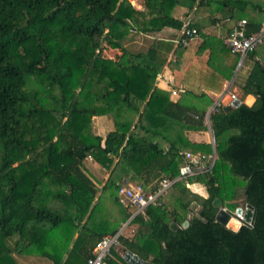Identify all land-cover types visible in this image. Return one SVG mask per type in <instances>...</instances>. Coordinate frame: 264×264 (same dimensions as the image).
<instances>
[{"label": "trees", "instance_id": "16d2710c", "mask_svg": "<svg viewBox=\"0 0 264 264\" xmlns=\"http://www.w3.org/2000/svg\"><path fill=\"white\" fill-rule=\"evenodd\" d=\"M141 1L137 9L129 0H0V264H19L18 257L87 264L94 245L132 212L117 197L121 183L153 190L161 177L178 173L184 152L213 154L209 142L186 135L207 129L204 115L213 101L208 89L178 84L182 90L172 100L171 90L155 85L165 65L179 66L184 47L156 38L145 51L131 52L124 40L132 30H180L177 6L207 10L203 19L212 24L219 17L211 12L234 24L249 18L246 34L262 22L245 14L246 0ZM197 23L188 21L200 31ZM200 38L196 54L205 56L211 86L221 90L240 55L221 36L201 32ZM105 45L121 52L117 59L100 55ZM257 48L247 54L254 56ZM241 91V99L255 96L252 105L210 113L212 167L176 182L156 205L134 216L132 237H120L142 260L264 263V59L253 64ZM99 115L114 125L105 136L92 129ZM87 157L106 172L102 185L84 167ZM192 183L203 185L206 196ZM241 196L255 216L251 226L234 231L216 213L220 207L234 211ZM105 263L128 264L117 248Z\"/></svg>", "mask_w": 264, "mask_h": 264}, {"label": "built area", "instance_id": "2783aa9c", "mask_svg": "<svg viewBox=\"0 0 264 264\" xmlns=\"http://www.w3.org/2000/svg\"><path fill=\"white\" fill-rule=\"evenodd\" d=\"M189 19L185 20L181 29L180 35L174 39L176 46L187 47L189 43L198 38L199 32L195 27L188 24ZM247 24L246 19L238 20L231 31L223 36V43L229 48L232 53H238L241 57L239 66L242 63L243 57L250 51L254 50L257 46L264 43V22L259 30L252 34H246L245 26ZM181 91V90H179ZM175 89L171 90V96L176 95ZM226 95H229L230 100L237 98L234 92H230L229 89H225L219 95H217L210 108L205 112L204 121L208 128L211 130L210 143L213 146V154L205 156L201 152H184V163L180 166L178 173L173 177L163 176L157 181L156 188L149 190L139 183L124 181L121 183L117 190V197L124 207H128L132 210L130 216L122 222L121 226L114 233L105 234L92 248L91 256L87 259V264H106L111 249L120 246V237L123 236L125 229L130 225L131 220L135 215L143 213L145 208L149 205H156L161 196L167 193V191L178 181L186 179L188 177L196 176L197 174L208 171L215 161L214 151V137L210 127L209 116L213 111L222 109L223 99ZM196 118L197 115L193 114ZM195 183L190 184V187ZM194 188V187H193ZM195 192L196 189L194 188ZM227 209L226 207H221ZM241 214L243 218L246 206H242ZM234 212V211H233Z\"/></svg>", "mask_w": 264, "mask_h": 264}, {"label": "crops", "instance_id": "0c3cea01", "mask_svg": "<svg viewBox=\"0 0 264 264\" xmlns=\"http://www.w3.org/2000/svg\"><path fill=\"white\" fill-rule=\"evenodd\" d=\"M246 1H247L246 6H247L248 10H247V13H245V14L247 16H252V18H254L256 21L258 20V21H261L263 23L264 22V0H246ZM211 7L214 10L215 5H213ZM188 12L189 11L185 7L177 6L173 11V15H174V17L183 20V23L185 22V20L190 19V18L193 21L202 20L204 22V26L200 28V31L198 30L199 35L202 32L205 34L223 37L231 31V28L235 22L232 19H228L220 11L211 12V15L213 17H215V16L219 17V19L213 24L207 22V20L203 19V17H200L197 14L195 17H194V15H189L188 17H186V14ZM189 13L191 14V12H189ZM201 13L203 14L204 17H206L208 15L207 10H201ZM244 17H246V16H244ZM248 19L249 18H247L246 20L249 21ZM193 27H195L197 29V27L195 25H193ZM157 33H163L162 37L159 36L157 38L164 39V40L165 39L170 40L174 43L173 40L176 39L180 35V30L165 27L160 32H157ZM152 34H154V33H152ZM148 35H151V34H148ZM195 40H196V42H195L196 45L190 46V44H192V42ZM200 42H201V38L199 36L198 39H193L189 43V45L184 48L183 54H182L181 59H180V64L177 68L170 69L167 65H165L163 67L161 73L159 74V76L155 80V85L162 88V89H165V90L175 89L177 91L176 95L170 96L172 100H176L180 95L179 90H182V89H178V87H177L178 84H181V85L186 86V87H190L194 90L195 89L197 90L200 88H202V89L206 88V89H208L209 95L212 98V100H214L213 97H216L217 95H219L226 88L229 89L230 92H234L237 95V98L241 99V95H242L241 86L244 84V82H245V80H246V78L250 72V69L252 68V66L254 64V60H263L264 59V45L258 46L259 49H258L257 53L253 56V58L249 57V54H247L243 57L242 63L245 64V71L243 72L241 79L239 80V85H234L233 84L234 80H233V78H231L229 81L223 82L225 84V86L223 88H221V90H216V89L212 88L213 86H211V81L208 79L209 72L205 68V64H204L205 56H197V54H196V50H197ZM174 45H175V43H174ZM116 54H118V53H114L113 59H116L119 56V55H117V57H116ZM170 58H172V53L169 54V59ZM207 79H208V82H207ZM241 101L244 102L246 105L250 106L254 103L255 96L253 94L244 95L242 97ZM212 102H211V104H212ZM211 104H210V106H211ZM210 106L207 108V110L210 108ZM99 116H97V117H99ZM112 129H114L113 124H111V127L109 129H107L106 133ZM99 132H101V129L98 130V128H97L96 133L100 134ZM106 133L103 134V136H105ZM186 135L192 141H196V142L205 141V142L210 143L211 132H210L209 128H208V130L202 131V132L195 131V130H189V131H186ZM202 190H204V192L206 193L205 189H202ZM17 260H18L19 264H37V261L35 262V258L31 259L29 257L27 259H20L18 257Z\"/></svg>", "mask_w": 264, "mask_h": 264}, {"label": "rangeland", "instance_id": "374dc122", "mask_svg": "<svg viewBox=\"0 0 264 264\" xmlns=\"http://www.w3.org/2000/svg\"><path fill=\"white\" fill-rule=\"evenodd\" d=\"M129 2L131 3V5H133L137 9L142 8V1L141 0H129ZM197 11L198 12H196L193 9L190 10L189 12H191V14L188 12L189 14L186 17H188L189 15H194V17H195L196 14L200 17H204L203 14L201 13L200 9H198ZM196 21L198 22L197 23L198 27L203 26L202 20H196ZM162 35H163V33H155V34H151V35H145V34H142V33H139V32L132 30L130 32V34L125 38L123 44L131 52L145 51L154 39H156L159 36L162 37ZM195 39H198V38H195ZM195 42H196V40L193 41L192 44H190V46H195L196 45ZM257 49H259V48H257ZM114 53H118V54H116V57H117V55L121 54V52L119 50L111 49L107 45L103 46V49H100V55L102 57H105V58L107 57V58L113 59ZM249 57L253 58V56H251V54L249 55ZM240 60H241V57H239L237 60L235 70H234V73L232 76V78L234 80V82H233L234 85H239V80L241 79V76H242L243 72L245 71V64L242 63L241 66L238 65ZM255 62H256V60H254V63ZM110 123L113 124L107 115H103V116L100 115L99 117L96 116L92 119V129L94 132L97 131V128H98V130L101 129V132H99V133L103 136V134L106 133L107 129H109L111 127ZM206 130H208V127ZM210 132H211V130H210ZM210 137H211V135H210ZM84 163H85L84 167L85 166L87 167V168L86 167L85 168L93 176L95 182L98 185H102V183L104 182L105 177H106V172L100 166L96 165L95 162L91 159V157H87L85 159ZM193 187L196 189V191L200 190L201 193H199V194H203L204 196H206V193L204 192V190H202V189H205V188H203V185H201L200 183H195L194 186H192V188ZM239 193H241V188L239 189ZM98 194H99V191L97 192V195ZM105 196H107V195H105ZM238 201H239L240 207L245 206L243 204V201H242V196L238 198ZM113 206L115 208H118V205H113ZM198 208H199V206L194 205L195 210H197ZM234 211H235V209H234ZM141 216H144V215L141 214ZM121 224H122V222L120 223L119 227L121 226ZM136 229H137V226H135V225L128 226L125 229L123 236L132 237L134 235V233L136 232ZM142 229L145 230V227H143ZM122 247L123 246L120 244V246L117 249L119 254H121Z\"/></svg>", "mask_w": 264, "mask_h": 264}, {"label": "water", "instance_id": "95a60500", "mask_svg": "<svg viewBox=\"0 0 264 264\" xmlns=\"http://www.w3.org/2000/svg\"><path fill=\"white\" fill-rule=\"evenodd\" d=\"M241 103L242 101L240 98H235V99L230 100L229 95H226L223 99L222 110L224 112L231 111L232 109L238 107ZM214 204L216 206H220L219 199H216ZM245 206H246V209H245L243 218L239 216L242 211V208L240 206L237 207L234 212L228 209L225 210L220 207L216 213V220L222 225L234 231L238 230V228L241 225L251 226L254 221L255 209L250 204H246ZM232 219H236L238 221L237 224L231 223ZM188 223H189L188 220H185L182 224V227H186ZM170 227L172 229H176L177 225L176 223H171ZM120 255L122 256L124 261H126L128 264H150L149 262L144 261L141 258H139L136 254H134L133 252H131L125 247H122Z\"/></svg>", "mask_w": 264, "mask_h": 264}, {"label": "bare ground", "instance_id": "6f19581e", "mask_svg": "<svg viewBox=\"0 0 264 264\" xmlns=\"http://www.w3.org/2000/svg\"><path fill=\"white\" fill-rule=\"evenodd\" d=\"M237 222H238V221H237L236 219H232V220H231V223H233V224H237Z\"/></svg>", "mask_w": 264, "mask_h": 264}]
</instances>
